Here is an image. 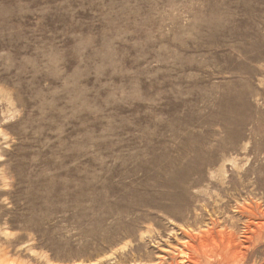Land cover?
<instances>
[{"label": "rangeland", "instance_id": "rangeland-1", "mask_svg": "<svg viewBox=\"0 0 264 264\" xmlns=\"http://www.w3.org/2000/svg\"><path fill=\"white\" fill-rule=\"evenodd\" d=\"M0 264H264V0H0Z\"/></svg>", "mask_w": 264, "mask_h": 264}]
</instances>
